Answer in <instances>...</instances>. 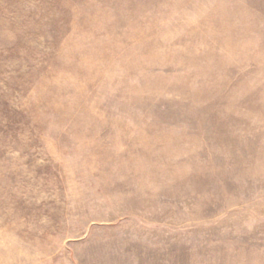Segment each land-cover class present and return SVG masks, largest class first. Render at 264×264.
Masks as SVG:
<instances>
[{
	"label": "rangeland",
	"instance_id": "obj_1",
	"mask_svg": "<svg viewBox=\"0 0 264 264\" xmlns=\"http://www.w3.org/2000/svg\"><path fill=\"white\" fill-rule=\"evenodd\" d=\"M0 264H264V0H0Z\"/></svg>",
	"mask_w": 264,
	"mask_h": 264
}]
</instances>
